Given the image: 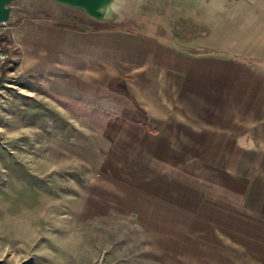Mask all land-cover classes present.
<instances>
[{"label": "crops", "instance_id": "1", "mask_svg": "<svg viewBox=\"0 0 264 264\" xmlns=\"http://www.w3.org/2000/svg\"><path fill=\"white\" fill-rule=\"evenodd\" d=\"M183 3L184 15L177 3L168 7L172 25L191 30L183 43L165 39V24L146 18L150 13L116 23L137 29L121 33L119 47L101 29L118 25L62 14L70 33L60 36L80 42L87 35L90 45L86 54L62 56L86 58L89 89L104 91L115 123L105 129L104 157L127 164L121 175L107 171L134 193L128 215L186 219V237L220 251V264H264V0H200L195 9Z\"/></svg>", "mask_w": 264, "mask_h": 264}, {"label": "rangeland", "instance_id": "2", "mask_svg": "<svg viewBox=\"0 0 264 264\" xmlns=\"http://www.w3.org/2000/svg\"><path fill=\"white\" fill-rule=\"evenodd\" d=\"M184 1L125 0L123 15L170 18V24L160 20L161 33L183 43L191 30L173 26L168 7L177 3L184 15ZM199 4L188 0V9ZM21 5L18 20L8 23L12 30H0V264H121L143 257L220 264V251L186 237V219L128 215L134 193L107 171L121 175L126 163L104 157L105 129L115 124L104 91L89 89L86 58L62 56L73 49L86 54L88 36L80 42L60 36L70 26L53 6ZM117 25L101 28L114 47L121 33L137 30ZM98 42L104 45L103 38Z\"/></svg>", "mask_w": 264, "mask_h": 264}, {"label": "water", "instance_id": "3", "mask_svg": "<svg viewBox=\"0 0 264 264\" xmlns=\"http://www.w3.org/2000/svg\"><path fill=\"white\" fill-rule=\"evenodd\" d=\"M24 0H0V25L18 20ZM61 14L96 25H114L124 17L125 0H39Z\"/></svg>", "mask_w": 264, "mask_h": 264}, {"label": "built area", "instance_id": "4", "mask_svg": "<svg viewBox=\"0 0 264 264\" xmlns=\"http://www.w3.org/2000/svg\"><path fill=\"white\" fill-rule=\"evenodd\" d=\"M4 55L0 53V60L4 59Z\"/></svg>", "mask_w": 264, "mask_h": 264}]
</instances>
